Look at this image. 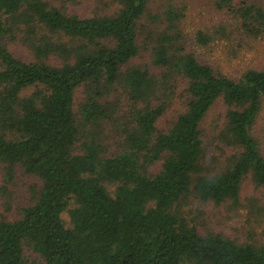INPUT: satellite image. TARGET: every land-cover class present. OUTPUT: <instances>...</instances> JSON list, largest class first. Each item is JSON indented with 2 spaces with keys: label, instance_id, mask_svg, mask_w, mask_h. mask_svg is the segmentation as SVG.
I'll return each mask as SVG.
<instances>
[{
  "label": "trees",
  "instance_id": "16d2710c",
  "mask_svg": "<svg viewBox=\"0 0 264 264\" xmlns=\"http://www.w3.org/2000/svg\"><path fill=\"white\" fill-rule=\"evenodd\" d=\"M113 1L112 14L79 17L49 0H0L3 182L17 166L39 181L16 219H0V264H27L23 246L43 264H264L262 247L198 233L179 205L189 193L237 204L245 177L264 186V158L250 133L264 99V69L230 78L200 63L179 41L182 11L175 0L153 15L151 0ZM213 5L231 12L241 34L264 36L261 6ZM144 15L165 26L152 47L158 75L124 68L138 54ZM20 24L33 61L16 58L3 43ZM214 32L226 35L223 26ZM213 37L195 33L201 45ZM115 85L130 108L122 139L109 149L102 133L116 113L108 100ZM76 90L82 96L75 110ZM176 96L181 109L157 127ZM217 98L226 110L216 147L228 154L204 173L199 124ZM155 162L157 171L148 170Z\"/></svg>",
  "mask_w": 264,
  "mask_h": 264
},
{
  "label": "rangeland",
  "instance_id": "374dc122",
  "mask_svg": "<svg viewBox=\"0 0 264 264\" xmlns=\"http://www.w3.org/2000/svg\"><path fill=\"white\" fill-rule=\"evenodd\" d=\"M234 5L244 2L256 4L264 8V0H232ZM50 3L62 8L66 13H73L79 17H90L100 14H112L117 8L113 0H49ZM176 8L182 11V17L176 22V30L180 32L179 41L185 51L191 52L200 63L209 65L214 72L230 78H237L246 69H264V36H249L241 34L234 16L230 11L217 9L213 0H175ZM166 5L165 0H151L148 11L161 14ZM223 26L226 35H219L214 31ZM24 25L14 30L11 35H5L3 43L6 48L22 61H33L32 53L24 40ZM165 29L160 20H151L144 15L138 22L136 44L138 54L129 60L125 67L137 65L147 67L154 75L159 70L152 64V47L157 34ZM174 34L172 30H169ZM202 31L214 35L213 39L204 45L195 41V33ZM27 38V37H26ZM182 84L178 85L181 87ZM27 89L23 93L29 92ZM176 93V92H175ZM79 90L74 94V107L81 99ZM108 100L113 102L116 113L113 121L104 123L103 142L109 149L115 148L122 139V129L125 115L130 108L125 91L120 85H115ZM179 96L166 112L156 122V126L163 128L181 108ZM226 106L221 98H217L202 118L199 127L203 144L202 165L204 173H210L222 166L228 152H219L216 133L224 121ZM250 133L256 139L260 153L264 158V99L251 125ZM159 162H155L148 170L157 171ZM3 169L0 167V219L13 220L20 214V209L32 203V187H37L39 181L25 173L21 167L14 169L12 179L3 182ZM239 201L232 204L225 200L219 203L201 201L191 193L179 201L183 216L192 223L198 233H218L233 241L248 242L264 249V186L254 185L249 177L242 179L238 192ZM65 219V215L63 216ZM23 255L27 264H43L42 259L25 246Z\"/></svg>",
  "mask_w": 264,
  "mask_h": 264
}]
</instances>
